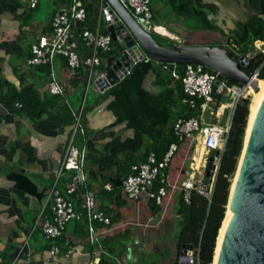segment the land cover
Instances as JSON below:
<instances>
[{"label":"crops","instance_id":"1","mask_svg":"<svg viewBox=\"0 0 264 264\" xmlns=\"http://www.w3.org/2000/svg\"><path fill=\"white\" fill-rule=\"evenodd\" d=\"M92 1L98 9L93 29L107 30L103 9L99 14L100 0ZM71 2L37 0L32 8L26 0H0V264H99L102 259L105 264H174L181 251V183L189 176L187 160L197 145L189 139L180 143L166 171L167 192L156 206L148 197L128 198L122 185L110 180L124 179L133 164L145 161L149 144L135 151L115 152L134 131L115 114L110 87L102 92L95 77L90 79L98 69L82 65L73 72L64 57L57 55L52 70L64 92L53 95L47 86L51 66L27 62L30 45L40 34L51 31L53 13ZM150 9L154 33L178 43L228 48L238 23L252 27L264 23V0H150ZM189 18L192 20L186 21ZM73 33L78 38L76 29ZM80 44L79 40L78 51L84 59L89 49ZM105 62L101 61L102 67ZM144 86L153 94L161 90L153 74ZM27 87L38 97L34 117L26 113L22 101L12 97ZM182 100L175 103L173 124L190 113ZM75 113H79L82 131ZM71 144L84 154L86 188L95 196L93 210L104 213L109 223L93 221L90 237L82 206L85 188L80 186L70 195L80 217L67 222L53 241L44 236L41 223L50 214V192H64L72 175L61 165ZM114 153L109 164L105 160ZM107 182L111 189L104 188ZM159 187L155 181L150 188L156 192ZM53 242L59 246L54 255L50 253ZM25 245L26 252L22 250Z\"/></svg>","mask_w":264,"mask_h":264},{"label":"built area","instance_id":"2","mask_svg":"<svg viewBox=\"0 0 264 264\" xmlns=\"http://www.w3.org/2000/svg\"><path fill=\"white\" fill-rule=\"evenodd\" d=\"M30 7H35L37 0H26ZM123 3L131 10L135 17H140L150 21L152 17L150 9V0H122ZM99 14L104 9L103 0H100ZM86 18V10L81 0H72L67 8L57 10L51 17V31L49 33L40 34L37 39L30 45V57L27 62L30 65L47 64L51 66L50 76L47 83L48 91L53 95H62L64 88L56 79L52 70L54 59L57 55L63 56L67 66L71 71H77L80 66L85 65L90 69L97 68L101 64L98 56L99 50L108 52L112 48V38L110 34L101 33L99 28L90 29L84 27L79 37H74L72 26L83 22ZM156 25H153V28ZM80 41L85 47H88L89 54L84 59L80 57L78 51V43ZM228 49L234 53L237 50V44L230 41ZM253 49L247 53L261 52L264 54V40L256 39L253 41ZM149 59V58H144ZM107 60V59H106ZM172 64V68L169 66ZM171 77L181 80L182 90L184 93L183 102L190 109V116L178 117L173 124V132L178 141L189 139L195 146L200 143L205 152V156L201 155L200 160L206 163L207 156L211 149H217L223 152L225 149L226 137L230 128L232 115L237 101L241 97H246L249 92V84L238 82H230L220 77L215 72L205 69L200 64H184L182 76L175 70V63L166 62L163 65ZM101 72L102 70H97ZM130 72L127 71V74ZM259 69H255L251 74L252 78L257 79ZM228 110L226 120L223 125L212 123L210 120L205 122V114L211 119L217 118L223 114L224 110ZM77 127L82 131L79 123V113H75ZM178 144L173 142L161 159H157L154 152H150L145 161L133 164L130 173L122 179V189L125 195L133 200L141 197L154 199L156 203H160L166 194V171L174 153L178 150ZM189 164V176L182 181L181 186L184 190V199L189 202V190L195 187L197 190L203 188L197 186L195 175L199 170L196 166L195 156L197 148L194 149ZM62 168L72 171L70 180L68 181L65 191L60 192L53 189L50 192L52 204L50 214L42 219L41 228L44 236L50 240H56L62 234L67 222L72 219H78L80 215L75 212L73 204L70 200L72 195L80 186L85 188L83 193L82 206L86 210L89 220L90 237L93 233L92 222L95 220L109 223V218L101 211H94L95 196L86 188L87 174L85 172L84 154L73 144L69 145L64 158L61 161ZM203 176V175H202ZM159 180L160 187L156 192L151 190L152 184ZM111 182L104 184L105 189H111ZM190 243L181 244L182 247ZM191 249H186V253H181L177 258L178 264H200L199 249L191 244ZM59 250L57 243L51 244L50 253L56 254ZM190 250V253L187 251ZM70 252V251H69Z\"/></svg>","mask_w":264,"mask_h":264},{"label":"trees","instance_id":"3","mask_svg":"<svg viewBox=\"0 0 264 264\" xmlns=\"http://www.w3.org/2000/svg\"><path fill=\"white\" fill-rule=\"evenodd\" d=\"M81 1L86 10V18L83 22L72 26V31L76 29L79 35L84 27L93 29L98 19V9L95 3L92 0ZM102 32L107 33V30ZM153 34L156 40L164 46H172L175 43L159 34ZM231 35L232 40L238 46L237 50L234 51L233 58L237 59L238 56L245 55L248 61L243 66L244 72L251 75L258 68L257 77L264 80V54L256 52L247 56V53L253 49L254 40H264V23L259 21L258 27L238 23L237 28ZM79 47L84 48V44L81 42ZM221 47L224 46L221 45ZM116 53V48L112 42V48L108 52L99 50L98 56L101 61H105ZM165 63L152 59L138 61L119 83L108 89L114 97L112 106L118 119L126 121L127 125L134 131L133 137L126 140L115 152L129 149L135 151L148 143L149 147L146 156L150 152H154L157 159H161L171 143L175 142L179 146L182 142L178 141L174 135L172 118L175 103L177 101L181 102L184 93L181 80L171 77L163 69ZM169 66L172 68V64H169ZM102 68V63L97 66L99 70H102ZM183 68L184 64L175 63V70L180 76L183 74ZM205 69L213 72L207 67ZM150 74L155 76L158 85L161 86V90L156 94L151 93L144 86L145 80ZM12 97L22 101L23 109L25 108L26 113L30 117L36 115L35 106L38 103V97L32 87L14 92ZM31 103L34 104L32 110L30 109ZM251 106L250 95L241 97L236 103L226 137L225 149L210 196L205 197L195 187L189 190V202L184 199V190L179 196L178 212L183 214V220L179 232L178 245L190 243L197 246L200 264H213L214 262L217 239L223 227L222 225H224L223 222L228 210L226 205L230 186L232 188L231 183L233 184L235 180L234 176L243 147L244 135H246L245 129H247L246 125L248 126L249 115H251ZM183 116L188 117L190 113ZM146 138L149 140L145 141ZM113 156H116V153L105 161L109 164L113 163ZM199 159L200 155L195 159L196 163L199 162ZM100 163H102V160ZM157 183L160 185L159 180H157ZM151 201L153 206L157 205L154 199H151ZM99 264H105L104 260L102 259ZM174 264H178L177 260Z\"/></svg>","mask_w":264,"mask_h":264},{"label":"water","instance_id":"4","mask_svg":"<svg viewBox=\"0 0 264 264\" xmlns=\"http://www.w3.org/2000/svg\"><path fill=\"white\" fill-rule=\"evenodd\" d=\"M104 1L107 32L117 53L106 60L101 72L94 71L90 75V79L95 77L94 83L100 91L119 83L127 71L144 58L157 62L200 64L230 82L257 88L256 79L243 70L248 61L245 55L234 59L231 49L219 45L175 42L172 46H164L154 37L150 21L135 17L121 0ZM245 136L217 264H264V92L246 142ZM223 152L217 149L209 151L202 177L205 188L198 190L205 197L212 192ZM110 180L117 185L122 184L119 177H110ZM229 198L230 193L228 203ZM191 247V244L184 245L181 253H186V249ZM22 250L26 252V245Z\"/></svg>","mask_w":264,"mask_h":264},{"label":"bare ground","instance_id":"5","mask_svg":"<svg viewBox=\"0 0 264 264\" xmlns=\"http://www.w3.org/2000/svg\"><path fill=\"white\" fill-rule=\"evenodd\" d=\"M256 89H254L253 87H249V91L250 92H254V94H257V95H255L256 96V98L254 99V101H253V104H252V106H251V111H252V114H251V117H250V119H249V125H248V131H247V136H245V138H246V140H247V137H248V134H249V129H250V126H251V124H252V121H253V117H254V114H255V111H256V109H257V107H258V105H259V102H260V100H261V98H262V95H263V92H264V80H261V79H259V78H257L256 80ZM252 90V91H251ZM246 142V141H245ZM242 159V158H241ZM241 159H240V161H241ZM237 177V176H236ZM236 177H235V180H234V183H233V185H232V188H231V194H230V198H229V203H228V206H227V213H226V217H225V219H224V225H222L223 227H222V229H221V231H220V233H219V236H218V239H217V248H216V250H215V255H214V262H213V264H217V262H218V256H219V247H220V244H221V241H222V238H223V233H224V229H225V225H226V223H227V220H228V218H229V215H230V200H231V197H232V193H233V189H234V185H235V182H236Z\"/></svg>","mask_w":264,"mask_h":264},{"label":"rangeland","instance_id":"6","mask_svg":"<svg viewBox=\"0 0 264 264\" xmlns=\"http://www.w3.org/2000/svg\"><path fill=\"white\" fill-rule=\"evenodd\" d=\"M41 2H45V0H41ZM192 20V18H189V19H186V21H190ZM151 23H154L152 20H151ZM227 46L224 45V48H226ZM252 91V90H251ZM247 95H250V100H251V104H253V101L254 99L256 98L255 95L257 94H254V92H248ZM251 108V107H250ZM227 114H228V110L225 109L224 110V113L223 114H220L218 115L217 118H210L208 115L205 116L207 119H209L212 123H217L219 125H223L224 121L226 120V117H227ZM249 114V113H248ZM251 114H252V111H251ZM251 117V115H249ZM250 119V118H249ZM249 119H248V125H249ZM247 129H245V132H246V136H247V131H248V126L246 125ZM245 136V135H244ZM245 141H246V138H245ZM197 144V154H199L200 156L203 155L205 156V152L204 150L202 149L201 147V144L198 142L196 143ZM195 152H194V149H192V154L193 155ZM187 165H188V169H189V164L191 162V157L189 160H187ZM204 165L205 163L202 162V160L199 159V162H197V165L199 167V170L197 171L196 175H195V179L197 180L196 183L199 184L198 186L202 185L203 188H205V185L202 184V175H203V170H204ZM234 179V178H233ZM232 179V181H233ZM234 183V182H233ZM232 184V183H231ZM233 185V184H232ZM231 188V186H230ZM231 194V192H230Z\"/></svg>","mask_w":264,"mask_h":264}]
</instances>
